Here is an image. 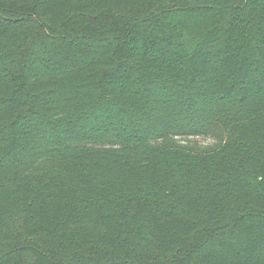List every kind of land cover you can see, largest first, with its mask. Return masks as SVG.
<instances>
[{
  "label": "trees",
  "instance_id": "1",
  "mask_svg": "<svg viewBox=\"0 0 264 264\" xmlns=\"http://www.w3.org/2000/svg\"><path fill=\"white\" fill-rule=\"evenodd\" d=\"M0 264H264V0H0Z\"/></svg>",
  "mask_w": 264,
  "mask_h": 264
},
{
  "label": "rangeland",
  "instance_id": "2",
  "mask_svg": "<svg viewBox=\"0 0 264 264\" xmlns=\"http://www.w3.org/2000/svg\"><path fill=\"white\" fill-rule=\"evenodd\" d=\"M181 143L183 145L185 144H190L192 146H195V147H198L199 149L201 148H215L219 143H220V138L218 137H213V139L211 138H202V137H199V138H188V139H182L181 140Z\"/></svg>",
  "mask_w": 264,
  "mask_h": 264
}]
</instances>
